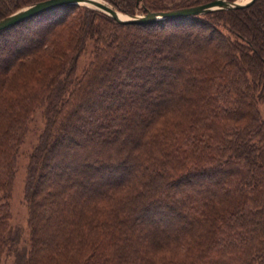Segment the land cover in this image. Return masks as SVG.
<instances>
[{
    "label": "trees",
    "instance_id": "16d2710c",
    "mask_svg": "<svg viewBox=\"0 0 264 264\" xmlns=\"http://www.w3.org/2000/svg\"><path fill=\"white\" fill-rule=\"evenodd\" d=\"M41 1L0 0V19ZM104 1L134 16L213 0ZM87 42L90 63L77 77ZM0 67V263L264 264V0L146 25L59 6L0 31ZM150 75L165 97L157 110L147 103ZM124 89L139 104L112 100ZM108 104L109 116L93 122ZM40 109L45 128L26 181L29 248H20L9 190ZM45 181L52 191L40 189ZM169 189L176 198L166 202Z\"/></svg>",
    "mask_w": 264,
    "mask_h": 264
},
{
    "label": "rangeland",
    "instance_id": "374dc122",
    "mask_svg": "<svg viewBox=\"0 0 264 264\" xmlns=\"http://www.w3.org/2000/svg\"><path fill=\"white\" fill-rule=\"evenodd\" d=\"M102 1H104V0H102ZM173 1H176V0H170V1L168 0V2H173ZM235 1H239V0H235ZM159 2H160V4L164 5L165 4L164 2H167V0L166 1L165 0H159ZM173 4H177V3L173 2L172 4H169V6H172ZM24 8H26V7H23L21 9H24ZM21 9H19V10H21ZM137 15H139V14H137ZM254 19H255V16L252 18H249L248 23L250 25H253ZM220 28H221L220 31L225 36L231 38L232 40H235L233 35L230 34L229 28L225 23L221 22ZM184 38H186V36H184ZM216 41H217V39L212 38L210 40H207L206 42L208 44L210 42H216ZM131 42H135V44L138 45L139 41H138V39L135 40V39L129 38L128 43H131ZM91 50H92V44H91V42H87L86 49L84 50V52L80 55V57L77 60L76 72H75V75L77 77H79L81 75L83 70L86 69L87 65L90 63ZM161 54H162V52H161ZM8 62H10V61L7 59L3 65H5ZM118 66L122 67L121 64H118ZM118 70H119V72L117 74L115 82H117V84H120L119 85L120 87L124 88L125 83L129 82V81L126 79L125 76L122 75V72L120 71L119 68H118ZM0 72H2V67H0ZM139 73H140V67L138 69V74ZM146 78L147 77H145V79ZM147 81L148 82L145 83V85L148 86V90H149L147 95H146L147 103H149V105L150 104L152 105V109L157 110L160 108L161 105H163L162 101L165 98L164 95H162V96L160 95L158 88H156L157 86H159L162 83L155 85L153 83L154 82L153 75L148 76ZM129 84H130V87H128V89L133 91L137 88V85H134L135 83H133V84L129 83ZM102 86H103V84H102ZM166 87H168V85ZM128 89L123 90V94L119 95L120 98L116 97V98H113L112 100L115 102L116 101L122 102V101H126L129 99L133 100V95H131L129 92H127ZM139 97L140 96H138L135 100H133L137 104H139V102H140L138 99ZM103 100L105 103H107V101H105V99H103ZM104 109H105V111L103 112L102 115H99V113L96 114L97 116L93 115V119H95V121H93V122L96 123V122L101 121V120L104 121L105 117L107 118L109 116V114H110L109 113V109H110L109 104L106 105V107ZM258 110H259V114H260L261 119L264 121V98H262V100H260L258 102ZM80 113L86 114V111H80ZM44 128H45L44 112L41 109L36 110L31 115V117L29 119V122L27 125L26 135H25V137L21 143V146H20V148L16 154V158H15V170H14V174H13V178H12V182H11L10 190H9V192H10L9 202H8L9 216H10L9 225L12 229H18L21 232V240H20V244H19L20 248H23V247L29 248L28 208H27V204L25 202L26 181H27V175H28V165H29V161H30V156H31L34 148L36 147V145L39 141V137L41 136ZM128 129H129V126H128ZM124 130L125 129H123V131ZM123 136H124V134L121 131L119 133V140H122L124 138ZM73 147H74V149L77 148L76 145H74ZM52 185H53V183H51V182L49 183L48 181H45L41 184L40 189H47V190L52 191L53 190L51 188ZM53 186L55 187V185H53ZM167 198H168V201H166V202H171L172 200H175L174 198H176V195L174 192H171L169 189L168 194H167ZM38 201H40V200H38ZM38 204L40 205L39 202H38ZM173 219L176 222V219L174 217H173ZM13 261H14L13 256H4L0 264H13Z\"/></svg>",
    "mask_w": 264,
    "mask_h": 264
},
{
    "label": "water",
    "instance_id": "95a60500",
    "mask_svg": "<svg viewBox=\"0 0 264 264\" xmlns=\"http://www.w3.org/2000/svg\"><path fill=\"white\" fill-rule=\"evenodd\" d=\"M255 0H245L242 3L238 1L227 2L226 0H213L209 3L177 9L167 12H148L146 14H139L134 16L123 15L112 6L107 4L102 0H54V2H49V0L34 3L24 9H21L11 15H8L0 19V31L10 28L19 23L25 22L35 16L45 13L53 8L64 6V5H76L85 6L88 8L95 9L113 19L115 22L125 25V24H136V25H146L159 21H167L176 18L190 17L204 15L211 12L219 10H237L250 6Z\"/></svg>",
    "mask_w": 264,
    "mask_h": 264
},
{
    "label": "bare ground",
    "instance_id": "6f19581e",
    "mask_svg": "<svg viewBox=\"0 0 264 264\" xmlns=\"http://www.w3.org/2000/svg\"><path fill=\"white\" fill-rule=\"evenodd\" d=\"M244 1H245V0H239L238 2H239V3H242V2H244Z\"/></svg>",
    "mask_w": 264,
    "mask_h": 264
},
{
    "label": "snow or ice",
    "instance_id": "6c2138e0",
    "mask_svg": "<svg viewBox=\"0 0 264 264\" xmlns=\"http://www.w3.org/2000/svg\"><path fill=\"white\" fill-rule=\"evenodd\" d=\"M49 2H54V0H49Z\"/></svg>",
    "mask_w": 264,
    "mask_h": 264
}]
</instances>
